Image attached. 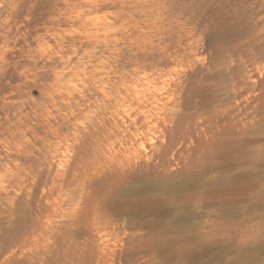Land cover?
<instances>
[{"label":"rangeland","instance_id":"obj_1","mask_svg":"<svg viewBox=\"0 0 264 264\" xmlns=\"http://www.w3.org/2000/svg\"><path fill=\"white\" fill-rule=\"evenodd\" d=\"M0 264H264V0H0Z\"/></svg>","mask_w":264,"mask_h":264}]
</instances>
